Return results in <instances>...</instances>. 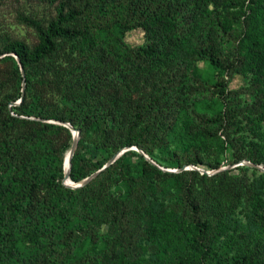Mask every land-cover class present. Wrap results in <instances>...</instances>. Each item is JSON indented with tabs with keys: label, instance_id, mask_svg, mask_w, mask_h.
Wrapping results in <instances>:
<instances>
[{
	"label": "rangeland",
	"instance_id": "1",
	"mask_svg": "<svg viewBox=\"0 0 264 264\" xmlns=\"http://www.w3.org/2000/svg\"><path fill=\"white\" fill-rule=\"evenodd\" d=\"M95 2L99 7L86 14L95 27L88 38L58 39L53 56L22 72L16 59H9L13 54L4 53L2 47L20 41L33 48L39 36L19 16L47 27L62 5L65 10L82 9L85 0H0V186L8 196L25 193L30 184L24 186L19 180L24 164L30 162L40 183L35 214L43 218L39 239L28 233L32 227L28 220L7 225L20 254L6 263L61 264L64 259L66 264H264V0L241 1L248 13L232 21L222 67L193 59L196 76L175 64L155 80L142 73L145 69L135 68L120 88L119 96L130 104L158 88H174L187 95V104L196 102L202 114L229 113L223 128H205L183 110L167 145L149 144L156 161L135 146L112 154L94 131L79 145V133L74 155L82 172L90 173L84 179L101 171L97 176H104L95 190L105 188L99 203L82 206L78 201L83 194H72L73 203L65 204L46 189L51 176L60 174L61 161L74 140L66 126L70 123L53 116L78 118L76 108L82 99L75 101L71 91L77 87L78 73L96 63L100 54L107 55L108 64L128 66L132 60L126 48L136 49L145 42L141 28L125 34L118 27L110 28L106 22L113 17L112 8L107 7L108 13L100 11L106 0ZM217 18L221 15L212 4L195 22L188 15L175 28L178 48L190 52L194 38L202 39ZM221 81L227 86L225 100L213 96ZM106 93L115 95L112 88ZM175 154L197 155L200 163L178 167ZM119 158L122 164L108 172ZM144 160L161 173L146 168ZM191 170L199 172L193 184L202 191L197 196L200 206L222 226L211 232L201 250L192 247L193 234L180 200L189 178L177 177ZM1 200L7 201L5 195ZM86 218L94 224L84 234L80 226ZM72 229L77 230L74 235L69 233ZM51 230L54 239L49 237ZM9 246L5 242L4 248ZM4 250L0 264L7 256ZM97 257L98 262L93 260Z\"/></svg>",
	"mask_w": 264,
	"mask_h": 264
},
{
	"label": "trees",
	"instance_id": "2",
	"mask_svg": "<svg viewBox=\"0 0 264 264\" xmlns=\"http://www.w3.org/2000/svg\"><path fill=\"white\" fill-rule=\"evenodd\" d=\"M242 0H106L102 3L100 11L109 12L113 17L107 21L110 28L118 27L123 34L141 28L145 32V42L136 49L126 48V53L131 57L132 62L128 66H120L118 63H110L103 54L99 55L96 63L89 65L84 71L78 73L76 88L71 91V96L78 103V118L68 115L53 116L61 122L70 123L77 128L80 133L79 145L91 131L99 133L101 145L116 154L125 147H137L143 150L152 160H155L154 149L149 144L161 146L167 145V136L174 130L177 117L183 110L190 112L193 117L203 127H214L217 131L223 128V124L228 118L227 114H202L197 110V103L187 104V95L183 92H176L174 88H158L156 92L149 95L146 99L130 104L120 97V88L125 84L130 73H134L136 68L145 69L144 73L148 79L158 78L163 74L164 69H169L179 65L185 66L190 73V77L196 76L197 66L193 63L209 61L212 65L222 67V57L225 54V44L228 42L232 21L246 16L248 9ZM95 0H85L82 9L65 10L62 5L55 19L50 21L47 27H42L37 21L19 16V20L29 27L35 29L39 36L36 46L30 48L23 42L13 41L5 44L2 51L6 54H15L20 60L23 69L34 66L53 56L57 51L58 39H86L95 29L92 22L86 20V14L94 7H99ZM213 5L214 9L220 13L221 18L215 20L214 25L202 39L194 38V44L190 52L178 48L180 41L177 39L175 28L191 15L195 22L200 16L208 13V7ZM70 23H76L69 26ZM187 23V22H186ZM190 24L189 22L187 23ZM9 59H15L12 56ZM189 61V64L186 62ZM17 62V61H16ZM193 63V65L190 64ZM18 65V62H17ZM19 66V65H18ZM147 70V71H146ZM112 88L115 95H107L106 91ZM120 95V96H119ZM225 81H221L218 86V92L213 96L218 100H225L228 96ZM22 98V96H21ZM24 98V95H23ZM108 98V99H107ZM110 102V103H109ZM23 103V102H22ZM128 106H124L125 104ZM187 106V107H186ZM22 109L20 107H13ZM189 111H188V109ZM207 133V132H206ZM216 135V134H215ZM9 150H12L10 148ZM70 150V149H69ZM68 150V151H69ZM67 155V154H66ZM177 166L191 165L200 163L198 156L188 154L182 156L175 154ZM66 157V156H65ZM64 157V160H65ZM64 160L62 164L64 166ZM181 160L183 162H181ZM123 160L118 159L115 165L110 169L117 168ZM258 164L260 160H253ZM100 164L99 166H101ZM144 166L160 172L155 166L144 160ZM127 171L131 169L124 166ZM36 169L30 162H26L23 167L22 184L29 185L23 194L8 196L2 186H0V253L4 250L5 242L10 246L5 249L6 261L17 258L20 250L16 246V238L11 231H7L8 224H14L28 220L32 227L28 230L34 238L41 237L39 221L43 218L35 214V198L40 183L37 182ZM60 174H53L51 180L47 183L46 189L51 191L52 196L56 197L58 202L73 203L72 194H83L82 206H89L91 202L99 201L104 196V185L99 190L95 186L99 179L104 176L102 173L96 179H92L86 185L78 189L67 188L62 184L64 176V167L60 166ZM161 173V172H160ZM89 174H84L76 154L71 159L70 178L78 183ZM177 177L187 179L182 186L181 205L186 211L188 218V227L193 234L192 247L195 250L205 248L206 240L211 232L216 228H222L216 225L210 214L200 206L197 196L202 194L193 184L194 179L199 177V172L183 171ZM203 178H207L204 176ZM19 182V183H20ZM101 186V184H100ZM5 195L7 201H2L1 197ZM93 221L88 218L80 226V231L84 234L91 230ZM77 230H69L70 234H75ZM51 239H54V230H51ZM64 241L63 239L59 240ZM67 241V240H66ZM65 241V242H66ZM56 242V245L59 244ZM93 260L99 261V258ZM92 263V262H91ZM61 264H66L63 259Z\"/></svg>",
	"mask_w": 264,
	"mask_h": 264
},
{
	"label": "water",
	"instance_id": "3",
	"mask_svg": "<svg viewBox=\"0 0 264 264\" xmlns=\"http://www.w3.org/2000/svg\"><path fill=\"white\" fill-rule=\"evenodd\" d=\"M13 57L16 59V61L18 62V65H19L21 71L23 72V67H22V64H21L20 60L18 59V57L15 54H13ZM22 100H23V95H22L21 101ZM63 124H65V123H63ZM66 126L73 132V135H74L73 136L74 137V140H73V143H72V146H71V152H70V156L72 158L73 155H74V152H75V150L77 148L79 132L76 131L75 128L72 127L70 124H66ZM116 158H117V156H114L112 158L111 162L115 161ZM145 158L148 159V157L146 155H145ZM70 169H71V159H70V162H69V167L67 169H65V167H64V176H63V180H62V184L65 187L71 188V189H77V188L83 187L84 185H86L88 182H90L92 179H94L101 172V171H99L96 174L92 175L91 177L86 178V179H83L82 181H80L78 183H75L70 178Z\"/></svg>",
	"mask_w": 264,
	"mask_h": 264
},
{
	"label": "bare ground",
	"instance_id": "4",
	"mask_svg": "<svg viewBox=\"0 0 264 264\" xmlns=\"http://www.w3.org/2000/svg\"><path fill=\"white\" fill-rule=\"evenodd\" d=\"M70 152H71V150L67 153V155L65 157V160H64L65 169H67L69 167V162H70V159H71Z\"/></svg>",
	"mask_w": 264,
	"mask_h": 264
}]
</instances>
